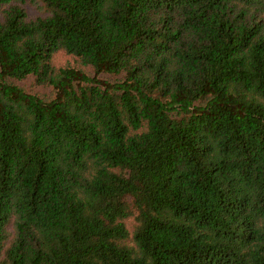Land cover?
<instances>
[{
    "label": "trees",
    "instance_id": "trees-1",
    "mask_svg": "<svg viewBox=\"0 0 264 264\" xmlns=\"http://www.w3.org/2000/svg\"><path fill=\"white\" fill-rule=\"evenodd\" d=\"M0 264H264V0H0Z\"/></svg>",
    "mask_w": 264,
    "mask_h": 264
},
{
    "label": "rangeland",
    "instance_id": "rangeland-1",
    "mask_svg": "<svg viewBox=\"0 0 264 264\" xmlns=\"http://www.w3.org/2000/svg\"><path fill=\"white\" fill-rule=\"evenodd\" d=\"M27 10H28L29 15H34L36 13V8L33 5L32 6L28 5ZM54 62L58 66H64L67 64H74V58L71 55L65 54L64 52H58L54 56ZM21 85H23L29 91L30 90L31 91H37V93L44 94V95H49L51 92L49 87H40V86L34 85L32 79H30V78L21 81ZM125 224H126V227L129 231V235H131V233L133 231L134 224H135L133 217L126 218ZM126 243L131 244V241L129 238L126 240Z\"/></svg>",
    "mask_w": 264,
    "mask_h": 264
}]
</instances>
